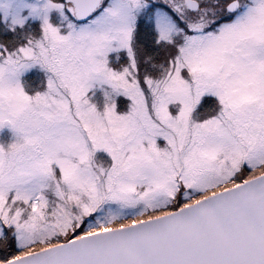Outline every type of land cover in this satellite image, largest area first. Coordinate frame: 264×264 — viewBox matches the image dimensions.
<instances>
[{
	"label": "snow or ice",
	"instance_id": "obj_1",
	"mask_svg": "<svg viewBox=\"0 0 264 264\" xmlns=\"http://www.w3.org/2000/svg\"><path fill=\"white\" fill-rule=\"evenodd\" d=\"M0 264H264V0H0Z\"/></svg>",
	"mask_w": 264,
	"mask_h": 264
}]
</instances>
